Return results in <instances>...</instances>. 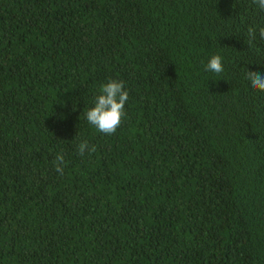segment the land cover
Returning <instances> with one entry per match:
<instances>
[{
    "label": "trees",
    "instance_id": "obj_1",
    "mask_svg": "<svg viewBox=\"0 0 264 264\" xmlns=\"http://www.w3.org/2000/svg\"><path fill=\"white\" fill-rule=\"evenodd\" d=\"M250 74L260 0H0V264H264ZM109 80L112 135L85 119Z\"/></svg>",
    "mask_w": 264,
    "mask_h": 264
},
{
    "label": "clouds",
    "instance_id": "obj_2",
    "mask_svg": "<svg viewBox=\"0 0 264 264\" xmlns=\"http://www.w3.org/2000/svg\"><path fill=\"white\" fill-rule=\"evenodd\" d=\"M260 4L264 6V0H260ZM204 70L216 74L222 73L224 68L221 57L219 55L210 56ZM249 83L253 90H264V74H250ZM128 99L129 93L124 83L120 80H109L102 86L100 93L95 96L92 106L85 113V119L99 132L112 135L121 124ZM78 150L83 155L86 151L93 149H90L86 142H81L78 145ZM55 160L56 171L62 173L64 156L58 154Z\"/></svg>",
    "mask_w": 264,
    "mask_h": 264
}]
</instances>
